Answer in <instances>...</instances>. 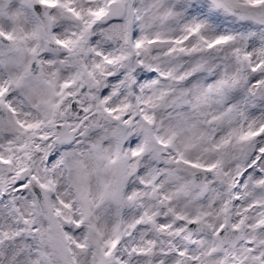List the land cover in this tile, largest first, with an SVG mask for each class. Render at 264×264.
Returning a JSON list of instances; mask_svg holds the SVG:
<instances>
[{"label":"snow or ice","instance_id":"6c2138e0","mask_svg":"<svg viewBox=\"0 0 264 264\" xmlns=\"http://www.w3.org/2000/svg\"><path fill=\"white\" fill-rule=\"evenodd\" d=\"M0 264H264V0H0Z\"/></svg>","mask_w":264,"mask_h":264}]
</instances>
